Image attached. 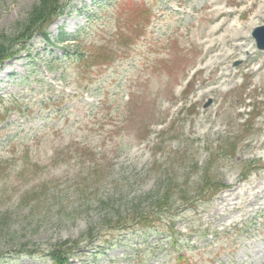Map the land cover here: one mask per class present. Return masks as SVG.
Returning a JSON list of instances; mask_svg holds the SVG:
<instances>
[{"label":"rangeland","instance_id":"rangeland-1","mask_svg":"<svg viewBox=\"0 0 264 264\" xmlns=\"http://www.w3.org/2000/svg\"><path fill=\"white\" fill-rule=\"evenodd\" d=\"M38 1L0 0V36ZM130 1L69 0L50 45L35 35L0 67L2 264H50L15 250L29 242L44 252L90 226L99 233L70 264H264V52L252 37L264 15L229 40L247 45L213 73L200 35L217 25L206 14L215 0ZM220 1L234 25L251 5ZM142 9L152 13L145 30ZM80 45L90 67L75 63ZM207 180L216 194L179 202ZM169 185L175 208L151 228L97 229Z\"/></svg>","mask_w":264,"mask_h":264},{"label":"trees","instance_id":"trees-1","mask_svg":"<svg viewBox=\"0 0 264 264\" xmlns=\"http://www.w3.org/2000/svg\"><path fill=\"white\" fill-rule=\"evenodd\" d=\"M67 7V0H39L32 6L27 16L18 21L15 25L13 32L10 35L0 36V66L7 60L12 59L19 55V53L26 48V43L36 33H40L42 37L48 40L47 31L50 25L55 22L63 13ZM144 22L146 25L149 23V17L145 15ZM144 24L136 25L137 28L141 27L144 30ZM136 28V29H137ZM138 33L141 32L137 29ZM209 190V187L202 189L201 194H205ZM175 195V191L171 187H167L162 193L152 192L147 196H151L149 199V206L142 210L140 204L133 206L132 212H128L125 217H119L122 214L119 212L116 215L105 218L102 224L97 228L102 230L105 227L116 228L126 226L132 222L137 224H146L149 218L154 220V214H160L163 211L172 210L174 205L172 204V198ZM179 198L187 202H191L192 198H188V193H178ZM187 204V203H186ZM95 232L92 226L86 233H82L76 240L58 241L51 249L45 254L48 259L52 261V264H68L70 260L77 256L83 245L87 242H91L93 236L98 234ZM20 253L36 254L40 250L37 248H29V243L20 245ZM3 252L0 250V261L3 258ZM0 264H2L0 262Z\"/></svg>","mask_w":264,"mask_h":264},{"label":"bare ground","instance_id":"bare-ground-1","mask_svg":"<svg viewBox=\"0 0 264 264\" xmlns=\"http://www.w3.org/2000/svg\"><path fill=\"white\" fill-rule=\"evenodd\" d=\"M257 1L258 0H251L250 7L242 8V12L240 13V21L238 20L236 25L229 23L227 19H223L219 25L212 27V29H209V31L200 35V45L204 47L207 53H210L211 56L215 57V59L207 66V68H212L213 73L217 72L219 67L222 66L232 54H236L233 49L242 51V49L247 45L246 43L233 45L230 44L229 40H232L233 42L241 40L250 33L251 29L254 27L253 25L260 19V16L264 15V4L261 5L259 9H255ZM227 9V4H223V2L220 0L210 2V4L206 7V14L210 16L208 20L217 22L220 21L224 16H230L236 12L235 10L231 11ZM248 13L252 14L249 16L250 19L247 23L244 18ZM241 19H243V23L241 22ZM224 42V47L226 48H221V44ZM221 71V75L226 78L225 82H230L233 80L232 74L228 68H222ZM261 184L264 186V182H261ZM256 189L257 188H254L253 190ZM223 204L225 208L227 206L232 208L235 206L234 200L231 199H227Z\"/></svg>","mask_w":264,"mask_h":264},{"label":"water","instance_id":"water-1","mask_svg":"<svg viewBox=\"0 0 264 264\" xmlns=\"http://www.w3.org/2000/svg\"><path fill=\"white\" fill-rule=\"evenodd\" d=\"M254 37L257 39L259 49L264 50V28L256 30Z\"/></svg>","mask_w":264,"mask_h":264}]
</instances>
